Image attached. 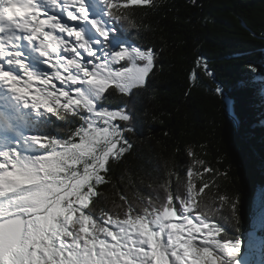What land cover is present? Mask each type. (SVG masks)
Returning a JSON list of instances; mask_svg holds the SVG:
<instances>
[{
	"label": "snow or ice",
	"instance_id": "obj_1",
	"mask_svg": "<svg viewBox=\"0 0 264 264\" xmlns=\"http://www.w3.org/2000/svg\"><path fill=\"white\" fill-rule=\"evenodd\" d=\"M133 6L154 0H0V264H245L240 236L215 221L238 225L236 202L220 195L210 217L194 204L191 182L186 197L165 182L164 197L139 209L129 204L123 218H96L106 165L132 148L133 109L110 101L146 90L157 59L123 28L135 27ZM53 117L83 123L60 139L48 131ZM257 232L264 212L250 247H264Z\"/></svg>",
	"mask_w": 264,
	"mask_h": 264
},
{
	"label": "trees",
	"instance_id": "obj_2",
	"mask_svg": "<svg viewBox=\"0 0 264 264\" xmlns=\"http://www.w3.org/2000/svg\"><path fill=\"white\" fill-rule=\"evenodd\" d=\"M133 7L135 27L122 22L123 28L133 44L153 49L157 59L146 90L114 93L110 101L113 109L124 103L133 109L134 131L126 133L132 148L106 165V182L96 188L101 195L93 198L96 218L101 212L123 218L129 204L139 209L164 197L165 182L174 195L179 187L186 197L191 182L194 204L210 217L220 208V195L236 202L238 225L219 215L215 221L225 224L229 236L248 235L257 193L264 189V0H154L152 7ZM200 58L223 87L237 127L216 83L197 66ZM82 123L53 117L54 131H48L68 139Z\"/></svg>",
	"mask_w": 264,
	"mask_h": 264
},
{
	"label": "rangeland",
	"instance_id": "obj_3",
	"mask_svg": "<svg viewBox=\"0 0 264 264\" xmlns=\"http://www.w3.org/2000/svg\"><path fill=\"white\" fill-rule=\"evenodd\" d=\"M261 212H264V189L260 190L256 196L253 222L251 223L253 230L248 235L240 238L242 241L241 258L245 261V264H264V247L259 243L252 247L249 244L250 235L254 231V226L258 224ZM257 235L264 236L261 235V232H257Z\"/></svg>",
	"mask_w": 264,
	"mask_h": 264
},
{
	"label": "water",
	"instance_id": "obj_4",
	"mask_svg": "<svg viewBox=\"0 0 264 264\" xmlns=\"http://www.w3.org/2000/svg\"><path fill=\"white\" fill-rule=\"evenodd\" d=\"M202 65H203V63H201ZM204 68V67H203ZM204 70H205V68H204ZM206 71V70H205ZM207 73L208 72H211L212 73V75L210 76L211 78V80L214 82V83H216V85L218 86H220L221 88H222V93H218L219 94V96H220V98L223 100V104H224V108H225V110L228 112V114H229V117H230V119L231 120H233L232 122L234 123V125L237 127L238 126V120H237V118H236V116H235V114H234V112H233V110H232V104H230V102L228 101V99L226 98V95H225V91H224V89H223V87L221 86V84L216 80V76H215V74L207 67V71H206Z\"/></svg>",
	"mask_w": 264,
	"mask_h": 264
},
{
	"label": "bare ground",
	"instance_id": "obj_5",
	"mask_svg": "<svg viewBox=\"0 0 264 264\" xmlns=\"http://www.w3.org/2000/svg\"><path fill=\"white\" fill-rule=\"evenodd\" d=\"M175 222H180L177 218H172Z\"/></svg>",
	"mask_w": 264,
	"mask_h": 264
}]
</instances>
